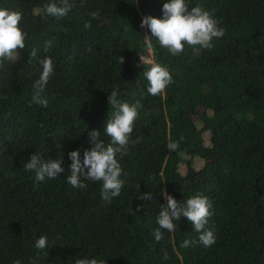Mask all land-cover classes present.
I'll return each mask as SVG.
<instances>
[{"label":"trees","instance_id":"16d2710c","mask_svg":"<svg viewBox=\"0 0 264 264\" xmlns=\"http://www.w3.org/2000/svg\"><path fill=\"white\" fill-rule=\"evenodd\" d=\"M50 2L0 0L22 13L27 33L19 59L0 68V264L91 257L105 264H264V0H186L189 8L214 10L224 36L211 49L185 46L176 56L155 38L149 47L151 33L140 27L145 15L161 18L167 0H71L75 6L60 20L45 15ZM33 48L37 57L29 62ZM45 56L54 64L46 108L31 102ZM140 57L169 69L172 83L162 94L147 93L148 65ZM114 86L119 99L142 106L135 143L117 156L123 187L106 203L100 182L85 189L67 182V154L80 149L82 156L92 130L110 143L104 124ZM170 142L178 148L169 150ZM35 152L45 160L62 153L65 171L34 183L23 165ZM138 186L153 199L136 198ZM161 192L178 202L208 196L213 214L205 227H215V244H200L184 217L157 242L152 232L167 204ZM41 235L45 250L34 247ZM186 239L193 245L181 247Z\"/></svg>","mask_w":264,"mask_h":264},{"label":"clouds","instance_id":"9594fccd","mask_svg":"<svg viewBox=\"0 0 264 264\" xmlns=\"http://www.w3.org/2000/svg\"><path fill=\"white\" fill-rule=\"evenodd\" d=\"M71 0H52L43 5V11L46 16L55 20L66 17L74 7ZM162 16L156 18L151 15H145L141 19L140 27L147 28L151 35H145L148 46L151 47V40L155 38L159 45L166 48L171 55L176 56L184 52L185 46L199 49H211L212 41L224 36V29L219 27V21L214 17V10H206L201 3L189 8L186 0H167L162 5ZM93 18L99 16L98 12L90 14ZM22 13L5 7H0V68L4 67L5 62H16L19 59L18 49H25V39L27 33L20 27ZM85 27H90L86 24ZM199 46V47H197ZM48 45L45 44L44 51L47 52ZM37 50L32 49L29 56V62L36 59ZM118 63H124V57L119 56ZM143 62L148 65L144 72V77L148 81L147 93L152 96L162 94L169 84L172 83V75L169 69L157 63L155 59L144 60L140 57V64ZM41 73L39 78L34 81L32 88V103L41 107L48 106V99L45 95L46 86L50 77L54 74V64L50 57L45 56L39 59ZM139 66V65H138ZM118 87L113 88L107 97L109 106H111V116L107 118L104 124V133L110 137V143L105 144L101 139L100 130H92L88 133L89 147L80 154V149L68 152V158L71 161L68 169L70 175L67 182L78 189L87 188V182H100L101 199L106 203H111L113 198L120 195L124 181L121 179L122 167L117 159L119 155L123 158L128 153L131 134L134 130V124L139 116L141 104L139 101L129 104L119 99ZM179 142H170L169 150H176ZM63 154H59L56 159H43L38 152L33 153L29 160L23 165L26 171L34 173V183L45 181V179H56L65 171L63 164ZM161 195L167 201L166 206L160 205L159 213L156 217L158 227L153 229L152 235L159 242L163 239V231L174 232L181 217L191 222L193 230L199 233L198 242L204 247H211L215 244L217 236L215 227L206 228L209 218L212 216V202L208 196L202 192L189 196L186 200L178 202L167 192H161ZM140 200H152L151 193L141 194L138 186V195ZM139 210V206L138 209ZM132 212V211H131ZM193 241L184 240L181 247H190ZM34 247L38 250H45L49 247L47 236L41 235L36 239ZM167 252L164 253V259H167ZM13 264H21L20 260L13 261ZM75 264H105V260L91 258H79Z\"/></svg>","mask_w":264,"mask_h":264},{"label":"rangeland","instance_id":"374dc122","mask_svg":"<svg viewBox=\"0 0 264 264\" xmlns=\"http://www.w3.org/2000/svg\"><path fill=\"white\" fill-rule=\"evenodd\" d=\"M145 60H149V58H145ZM200 164H201L200 161L196 160L195 166L198 167V166H200Z\"/></svg>","mask_w":264,"mask_h":264}]
</instances>
